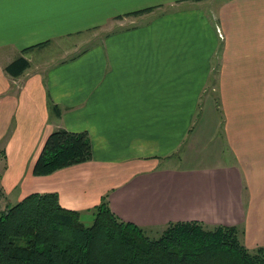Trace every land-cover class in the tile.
I'll return each mask as SVG.
<instances>
[{"label": "crops", "instance_id": "crops-1", "mask_svg": "<svg viewBox=\"0 0 264 264\" xmlns=\"http://www.w3.org/2000/svg\"><path fill=\"white\" fill-rule=\"evenodd\" d=\"M60 129L92 160L34 176ZM263 174L264 0H0L2 212L55 193L93 221L106 200L145 231L235 226L256 249Z\"/></svg>", "mask_w": 264, "mask_h": 264}, {"label": "trees", "instance_id": "trees-1", "mask_svg": "<svg viewBox=\"0 0 264 264\" xmlns=\"http://www.w3.org/2000/svg\"><path fill=\"white\" fill-rule=\"evenodd\" d=\"M21 63V74L29 67L23 58L7 70L15 73ZM54 111L61 116L59 107ZM91 160L89 135L60 129L47 138L32 173L49 176ZM93 213L86 227L80 213L61 206L58 194L26 197L0 212V264H264V246L251 253L235 226L174 222L150 239L141 227L121 221L106 200Z\"/></svg>", "mask_w": 264, "mask_h": 264}, {"label": "rangeland", "instance_id": "rangeland-1", "mask_svg": "<svg viewBox=\"0 0 264 264\" xmlns=\"http://www.w3.org/2000/svg\"><path fill=\"white\" fill-rule=\"evenodd\" d=\"M148 20H142V21H140L139 22V24H143V23H146ZM77 41H78V39H73V40H70V41H68V44H69V46H71V45H73V44H76L77 43ZM81 43V42H80ZM78 46V48H80V50H85L86 48H87V46L85 45V44H78L77 45ZM78 50V49H77ZM206 143H208L209 145H208V148H209V151H211V144H213V142H211V141H205ZM211 142V143H210ZM223 158L226 160V161H228L229 159H231L230 157H229V154H225V156H223ZM173 164H177V165H179L180 166V162H179V160H176V159H174L173 160ZM261 184L262 185H264V174L262 175V178H261ZM17 200V199H16ZM16 200H14V195H2V193H1V187H0V212H2L1 211V208L2 207H6L7 206V204H9V203H11V202H13V204L15 203L16 204ZM18 204V203H17ZM90 219V216H89V214H85L84 216H83V218L81 219V222L86 226V227H90V226H92L93 225V222H94V220L92 221V219H91V221L89 220ZM158 230V231H157ZM240 232V231H239ZM145 233H146V235L150 238V239H158V238H160V236H161V230L160 229H155L154 230V232H150V231H145ZM240 237V240H241V242L243 243L244 242V236L243 235H240L239 236ZM245 246V245H244ZM261 247V246H260ZM257 249V248H256ZM256 249H253V248H249L248 250L251 252V253H254L255 251H256Z\"/></svg>", "mask_w": 264, "mask_h": 264}]
</instances>
